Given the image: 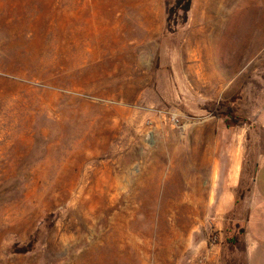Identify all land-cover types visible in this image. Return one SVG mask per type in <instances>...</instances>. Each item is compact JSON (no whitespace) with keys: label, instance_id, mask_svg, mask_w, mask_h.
<instances>
[{"label":"rangeland","instance_id":"rangeland-1","mask_svg":"<svg viewBox=\"0 0 264 264\" xmlns=\"http://www.w3.org/2000/svg\"><path fill=\"white\" fill-rule=\"evenodd\" d=\"M189 4L0 0V264H246L264 0Z\"/></svg>","mask_w":264,"mask_h":264},{"label":"crops","instance_id":"crops-1","mask_svg":"<svg viewBox=\"0 0 264 264\" xmlns=\"http://www.w3.org/2000/svg\"><path fill=\"white\" fill-rule=\"evenodd\" d=\"M260 161L251 179L249 197L245 200L247 205V218L245 220L246 234L244 242L246 246V264H264V151L259 155ZM232 169H237L234 165ZM232 172V170H231ZM240 177L238 172L224 178L227 186L226 192L219 199L215 216L220 217L229 214L235 208V190ZM224 191V190H223ZM217 230H220L219 225Z\"/></svg>","mask_w":264,"mask_h":264},{"label":"trees","instance_id":"trees-1","mask_svg":"<svg viewBox=\"0 0 264 264\" xmlns=\"http://www.w3.org/2000/svg\"><path fill=\"white\" fill-rule=\"evenodd\" d=\"M185 1H186V5L184 8L181 9L183 14L188 12L189 6H190L189 0H185ZM211 110H212L214 116H217V117L220 115H225L228 117L233 113L232 105L230 103H227V102H218L216 104H212Z\"/></svg>","mask_w":264,"mask_h":264}]
</instances>
